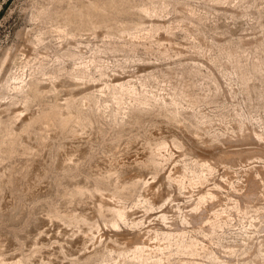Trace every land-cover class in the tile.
<instances>
[{"label":"rangeland","instance_id":"rangeland-1","mask_svg":"<svg viewBox=\"0 0 264 264\" xmlns=\"http://www.w3.org/2000/svg\"><path fill=\"white\" fill-rule=\"evenodd\" d=\"M0 264H264V0H0Z\"/></svg>","mask_w":264,"mask_h":264},{"label":"bare ground","instance_id":"bare-ground-1","mask_svg":"<svg viewBox=\"0 0 264 264\" xmlns=\"http://www.w3.org/2000/svg\"><path fill=\"white\" fill-rule=\"evenodd\" d=\"M110 1H108V3H109ZM121 79V78H120ZM119 80V79H118ZM119 82V81H118ZM123 83V82H122ZM122 83H120V84H122ZM131 83V82H130ZM125 84V83H124ZM129 84V83H128ZM123 85V84H122ZM115 87H116V85H115ZM120 88L121 89H123L124 88V86L122 87V86H120ZM194 140L196 141V140H198V139H196L195 137H194ZM197 143H199L198 141H197ZM167 146V145H166ZM165 146V147H166ZM163 149H165L164 147H163ZM162 150V149H161ZM161 150L160 149H155V151H154V153L153 154H155L156 156H157V161H155V162H151V163H149L148 161H147V159L146 158H144L143 160H134V163L135 164H138L139 166H140V169L141 168H147L148 166H149V164H152V165H161V164H163V162H165L164 160H163V158L162 157H160V155H161ZM152 156V155H151ZM165 156V155H164ZM162 158V159H161ZM164 159H166V158H164ZM149 160V159H148ZM153 160V159H152ZM201 161V163H202V166H204L207 170H211V169H213V165H212V161L210 162L209 161V159H201L200 160ZM138 162V163H137ZM165 164V163H164ZM203 167V168H204ZM204 168V169H205ZM214 170V169H213ZM132 173V172H131ZM209 173H211L210 171H209ZM181 174H182V172H181ZM183 175V174H182ZM134 176V175H133ZM137 176V175H136ZM170 176V175H169ZM167 177V179L170 181V180H176L177 182H180V180H179V178L177 179V178H172L171 176L170 177ZM205 176V174L203 175V177ZM138 177V176H137ZM179 177V176H178ZM184 177H185V175H184ZM200 177V175L198 176V178ZM202 177V176H201ZM132 179H131V181H130V183H135V179H134V177H131ZM182 178V177H181ZM204 179V178H203ZM202 180V179H201ZM199 182V181H198ZM201 182V181H200ZM147 183V182H146ZM181 183H182V181H181ZM184 183V182H183ZM155 184L154 183H147V186H146V197H148L149 199H151L150 201H151V204L153 205V204H156V198H153L152 196H155V195H157L158 193H157V190L155 189ZM120 188L121 189H123L124 190V188H123V186L122 185H120ZM182 188H184L183 186H182ZM208 193V192H207ZM208 195V194H207ZM211 195V194H210ZM203 196V195H202ZM113 197V196H112ZM157 197V196H156ZM203 197H205V196H203ZM201 199V198H200ZM204 199V198H203ZM112 199H110V197H101V202H102V205L104 206V207H114L115 208V213H116V215L118 216V218L119 219H122V217H124L123 216V212H125L123 209L121 210V208H118V207H116L117 205H115L114 204V202H112L111 201ZM117 201V200H116ZM199 203H201L200 201H198ZM119 207H120V205H119ZM122 207V206H121ZM123 207H125V206H123ZM199 207V206H198ZM193 209V208H192ZM198 209V208H197ZM123 211V212H122ZM166 215V214H165ZM161 218H163L164 217V215L162 214L161 216H160ZM164 220H166V219H164ZM163 220V221H164ZM115 225H116V223H115ZM114 225V226H115ZM170 233H172V232H170ZM179 233V232H178ZM173 234V233H172ZM169 235V234H168ZM171 235V234H170ZM178 235V234H177ZM180 235V234H179ZM181 235H183V234H181ZM165 236V235H164ZM171 237H172V235H171ZM174 237V236H173ZM163 238H165V237H163ZM170 238V237H169ZM167 239V238H166ZM166 239H165V241H166ZM160 240V239H159ZM164 240V239H163ZM164 241V242H165ZM164 244V243H163ZM163 244H161V242H159V246H163ZM165 245V244H164ZM183 246H184V243L182 244Z\"/></svg>","mask_w":264,"mask_h":264}]
</instances>
